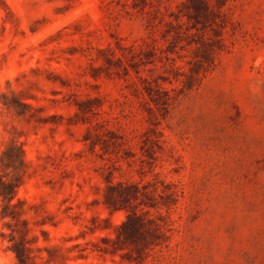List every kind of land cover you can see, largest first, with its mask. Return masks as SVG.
<instances>
[{"label":"rangeland","instance_id":"1","mask_svg":"<svg viewBox=\"0 0 264 264\" xmlns=\"http://www.w3.org/2000/svg\"><path fill=\"white\" fill-rule=\"evenodd\" d=\"M123 1L0 0V153L11 138L24 145L30 164L18 196L35 206L31 225L48 221V240L34 226L38 244L83 255L65 264H264V0L230 1L229 50L165 117L143 87L158 82L175 94L179 83L167 80L165 58L138 72L129 64L127 47L159 35ZM161 1L167 13L181 0ZM116 42L126 56L110 65L101 50ZM101 124L126 137L119 150L91 151L88 132ZM151 128L161 131L158 142ZM111 172L115 181L178 190L168 244L144 260L97 250L113 228H88L124 219L100 203ZM8 231L0 218V264L15 259L1 236Z\"/></svg>","mask_w":264,"mask_h":264},{"label":"trees","instance_id":"2","mask_svg":"<svg viewBox=\"0 0 264 264\" xmlns=\"http://www.w3.org/2000/svg\"><path fill=\"white\" fill-rule=\"evenodd\" d=\"M231 0H181L175 10H161L162 2L157 0L153 6L147 0H128L120 2L127 13L133 10L147 14L146 26L158 31V38L153 42H143L134 47H127L130 51L132 68L139 71L141 64H156V60L163 58L169 64L167 80L176 81V93L172 94L158 82L155 85L144 86L149 101L157 109L159 116L165 117L168 106L180 94L197 87L217 64L220 54L229 50L232 37L236 31V24L232 17ZM150 6V10L146 8ZM130 8L132 11L128 10ZM158 42L160 45H157ZM116 49L119 50L120 56ZM178 49L184 51L179 54ZM121 43L115 46L109 43L102 49L103 58L108 64L123 63L125 54ZM159 50L161 55L157 54ZM173 54H176L174 56ZM179 59L182 63H177ZM126 69V67H125ZM174 90V89H172ZM14 106H31L20 100ZM153 107H149L154 112ZM155 118L159 117L154 114ZM102 125V124H101ZM104 131L88 132L89 148L95 152L96 145L100 148L113 147L119 150L127 141L124 135H119L104 124ZM154 135L153 142H158L160 130L150 129ZM105 133L107 138H103ZM162 134V133H161ZM29 161L21 141L11 138L0 153V218L8 232H2V238H7L6 248L14 254L13 264H65L69 259L83 256L69 255L59 244L39 245L38 235L33 233L34 226H39L44 240H48V232L42 226L45 219L33 221L27 217L29 211L35 208L25 198L18 196V190L28 174ZM160 190V191H159ZM179 201L178 190L171 184L159 187L157 182L140 184L136 181H115L113 172L104 177L100 203L110 215L119 210L125 211L124 219L119 223L88 226L91 232L97 229L113 228V235L101 237L103 245H96L97 250L109 254L127 255L130 260L141 261L152 254L154 250H161L167 246L168 232L172 230L173 220L169 212ZM164 209L166 213L161 210ZM153 210V212H152ZM75 245L65 249L70 250ZM127 249L125 253L120 251ZM45 252V253H44Z\"/></svg>","mask_w":264,"mask_h":264}]
</instances>
